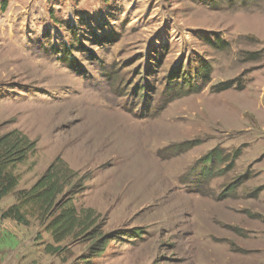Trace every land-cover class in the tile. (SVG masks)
Instances as JSON below:
<instances>
[{
    "label": "rangeland",
    "instance_id": "374dc122",
    "mask_svg": "<svg viewBox=\"0 0 264 264\" xmlns=\"http://www.w3.org/2000/svg\"><path fill=\"white\" fill-rule=\"evenodd\" d=\"M176 71L199 91L177 97ZM12 131L34 148L0 264H264V0H0ZM57 160L76 174L57 202L91 227L50 253L46 224L1 214Z\"/></svg>",
    "mask_w": 264,
    "mask_h": 264
},
{
    "label": "trees",
    "instance_id": "16d2710c",
    "mask_svg": "<svg viewBox=\"0 0 264 264\" xmlns=\"http://www.w3.org/2000/svg\"><path fill=\"white\" fill-rule=\"evenodd\" d=\"M80 1V0H78ZM107 1V0H104ZM223 45V44H221ZM71 67H74V60H69ZM200 79L206 83L209 81L210 68L207 65H201ZM176 81L173 88L176 90V96H186L199 91L192 84L190 78H185L179 72H172L170 79ZM178 80V81H177ZM221 90L226 91L231 88L229 84H223ZM198 142H188L178 146L179 149H190ZM34 148V144L30 143L25 136L16 131H12L0 136V202L13 193L17 187L18 179L14 175L16 165L22 163L27 153ZM219 155L216 150L208 153L202 162L205 164H213L217 162ZM76 174L73 173L65 164L55 161L45 172V174L37 180V182L29 190H22L16 193V203L6 209L2 214V219H10L18 225L28 226L30 221L27 219L24 209L30 213L37 221L46 224L45 230L51 235L52 242L56 247L47 246V252L58 253L61 251L60 244L67 238L75 234H84L91 226L86 225L85 220L78 217L76 210L72 205L68 206L67 202L60 205L58 200L63 198L67 192V188H73ZM238 184V183H237ZM233 184L228 186L226 191H232ZM58 201V202H57ZM56 211H58L56 213ZM104 247L103 244L100 246ZM89 264V263H86Z\"/></svg>",
    "mask_w": 264,
    "mask_h": 264
},
{
    "label": "crops",
    "instance_id": "0c3cea01",
    "mask_svg": "<svg viewBox=\"0 0 264 264\" xmlns=\"http://www.w3.org/2000/svg\"><path fill=\"white\" fill-rule=\"evenodd\" d=\"M6 198V197H5Z\"/></svg>",
    "mask_w": 264,
    "mask_h": 264
}]
</instances>
